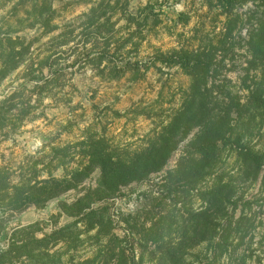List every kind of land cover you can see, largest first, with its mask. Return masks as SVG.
<instances>
[{"label": "rangeland", "instance_id": "obj_1", "mask_svg": "<svg viewBox=\"0 0 264 264\" xmlns=\"http://www.w3.org/2000/svg\"><path fill=\"white\" fill-rule=\"evenodd\" d=\"M263 7V0L236 6L219 0H0V104L15 98V107L3 104L9 117L0 130V165L20 170L21 165L53 153L56 146L71 144L72 151L86 150L93 137L130 150L142 147L149 135L168 123L192 83V75L174 59L187 50L199 49L200 56L196 58L195 52L193 61H207L206 54L215 48L210 60L214 84L247 102L254 81L246 79L257 74L252 80L261 81L263 76V70L252 69L247 46ZM260 139L257 134L255 143ZM188 140L148 182L126 187L127 196L94 206L98 211L108 206L116 236L112 239L100 226L92 229L86 219L75 225L76 219L59 207L96 185L99 170L80 191L71 190L6 219L11 221L9 228L37 222L38 236L43 238L68 225L74 239L52 244V264H119L122 242L128 264H174L163 257L170 246L180 247L183 264H264V167L256 181L241 186L244 198L234 210L236 218L243 213L250 216L251 228L243 241H234L225 250L218 246L225 243L223 237L211 233L207 241H199V236L186 242L183 232H163V242L155 243L145 240V232L130 231L128 224L151 226L148 212L157 213L166 205L147 197L186 154ZM81 141L86 145H79ZM80 160L77 155L69 169ZM228 162L230 170L240 166L236 155ZM54 173L62 176L64 169ZM198 194L191 190L188 201L170 207L171 222L178 221L179 213L186 217L200 211ZM110 240L112 255L107 249Z\"/></svg>", "mask_w": 264, "mask_h": 264}, {"label": "trees", "instance_id": "obj_2", "mask_svg": "<svg viewBox=\"0 0 264 264\" xmlns=\"http://www.w3.org/2000/svg\"><path fill=\"white\" fill-rule=\"evenodd\" d=\"M219 1L236 6L248 0ZM260 14L259 24L249 32L247 46L253 59L250 61L252 69L263 70V76L261 81L252 80L257 74H251V79H246L254 81L247 102H243L232 90L214 84L210 60L214 57L215 48L206 54L207 61H193L195 52L196 58L200 56L199 49L187 50L174 59L192 75V83L168 123L163 124L153 136L149 135L142 147L130 150L112 146L106 138L93 137L86 150L72 151L69 149L71 144L56 146L53 153L43 156L48 159L47 162H43L42 157L27 166L21 165L20 170L1 164L0 213L3 215L0 216V264H52L49 250L52 244H67L74 239L73 233L67 232L68 225L41 238L38 236L37 222L27 225L20 223L10 229L11 221L6 219L16 218V214L33 205L44 206L51 199L71 190L80 191V186L97 170L100 175L96 185L85 187V193L74 202L60 203L59 207L76 219L75 225L79 219H86L92 229L100 226L105 235L112 239L115 235L112 233L108 206H103L102 211L94 209V206L102 201L127 196L124 192L126 187L148 182L168 165L173 153L187 139L186 154L162 179L157 190L147 197L166 201L163 210L148 212L152 214L151 226L147 223L138 227L128 224L130 231L145 232V240L155 243L163 242V232H183L181 236L186 242L199 236V241H207L208 233H211L213 237H223L225 243L218 242L220 250L243 241L252 220L245 213L238 218L234 215L239 201L244 198L240 197L239 190L241 186L256 181L264 167V7ZM14 99L12 95L0 104V130L7 125L9 117L3 104L9 102L15 107ZM21 116L18 115V121L22 120ZM257 134L261 139L255 143ZM79 145L85 146L86 141H81ZM77 155L81 158L80 164L69 169L68 165ZM233 155L240 162L237 170H230L228 166V160ZM40 163H43L42 168H39ZM57 168L64 169L62 176L55 175L54 169ZM195 189L203 203L200 211H196V214L189 212L186 217L179 213L178 221L171 222L174 213L170 207L188 201L191 190ZM111 242L107 249L108 254L112 255ZM119 247V264H128L127 247L123 242ZM163 252V257L172 259L174 264H183L180 247H165ZM82 263L86 264V261Z\"/></svg>", "mask_w": 264, "mask_h": 264}]
</instances>
